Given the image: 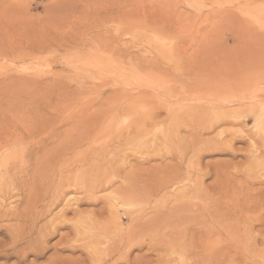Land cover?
Instances as JSON below:
<instances>
[{
  "label": "rangeland",
  "instance_id": "obj_1",
  "mask_svg": "<svg viewBox=\"0 0 264 264\" xmlns=\"http://www.w3.org/2000/svg\"><path fill=\"white\" fill-rule=\"evenodd\" d=\"M261 112L264 0H0V264H264ZM45 145L88 174L14 246Z\"/></svg>",
  "mask_w": 264,
  "mask_h": 264
},
{
  "label": "bare ground",
  "instance_id": "obj_2",
  "mask_svg": "<svg viewBox=\"0 0 264 264\" xmlns=\"http://www.w3.org/2000/svg\"><path fill=\"white\" fill-rule=\"evenodd\" d=\"M238 79V78H237ZM249 79V78H248ZM247 79V80H248ZM239 80H241V79H239ZM238 80V81H239ZM244 80H245V78H244ZM244 80H243V83H244ZM251 81V80H250ZM237 82V81H236ZM236 85H237V83H235ZM250 84H252V82L250 83ZM249 83H248V81H247V84H246V87L248 86L249 87V85H250ZM239 86H241V85H239ZM251 86V85H250ZM237 87V86H236ZM239 88V87H238ZM241 88V87H240ZM244 89V88H243ZM234 90V89H233ZM232 90V91H233ZM249 90V89H248ZM247 91V90H246ZM233 92H235V91H233ZM238 92V91H237ZM231 96V95H230ZM232 96H235V94L234 95H232ZM238 96V95H237ZM225 97H227V96H225ZM235 97H233V99H234ZM247 98V97H246ZM236 99V98H235ZM226 100V99H225ZM244 100V99H243ZM263 100V99H262ZM224 101V100H223ZM227 101V100H226ZM230 101H232V100H230ZM235 101H241V99L240 98H238L237 97V99L235 100ZM233 102V101H232ZM231 102V103H232ZM243 102H245V101H243ZM227 103V102H226ZM234 103H236V102H234ZM239 103V102H238ZM178 104V107L180 106V104L179 103H177ZM177 104H175L174 106H176ZM233 104V103H232ZM237 104V103H236ZM241 104V103H240ZM257 105L258 106H261L262 104H255V106H256V108H257ZM183 106V105H182ZM211 106V105H210ZM212 106H214V105H212ZM220 106V105H219ZM222 106V105H221ZM177 107V106H176ZM215 107V106H214ZM225 107V106H224ZM248 107V106H247ZM172 108H174V107H172ZM249 108V107H248ZM175 109V108H174ZM251 109V111L252 110H254V109H252V108H250ZM258 110V109H257ZM226 111V110H225ZM243 111V110H242ZM251 111L249 110V112L251 113ZM262 111H263V109H262ZM219 112V111H218ZM239 112H241V111H239ZM242 113V112H241ZM241 113H239V114H241ZM255 113V112H254ZM226 114V113H225ZM231 114H232V112H231ZM263 113L261 112V113H257V116H259V117H261V115H262ZM210 115V114H209ZM221 115V114H220ZM228 115V114H227ZM226 115V118L224 117V121H222V122H226L225 120L227 119V116ZM233 115V114H232ZM250 115V114H249ZM248 115V116H249ZM215 116V115H214ZM223 116V115H222ZM225 116V115H224ZM174 117V116H173ZM235 117V116H234ZM258 117V118H259ZM262 117H263V115H262ZM211 118H213L212 116H211ZM215 118V117H214ZM214 118H213V120H214ZM216 118H218V116L216 117ZM228 118H230V117H228ZM233 118V117H232ZM249 118V117H248ZM255 118H256V116H255ZM257 118V119H258ZM203 119H205V118H203ZM251 119V118H250ZM263 119H264V117H263ZM199 120V119H198ZM219 119H215L214 121H218ZM230 120H231V118H230ZM260 120V119H259ZM209 121H210V119H209ZM213 121V122H214ZM243 121V120H242ZM264 121V120H263ZM211 122H212V119H211ZM219 122H221L220 120L217 122V123H219ZM230 122V121H229ZM229 122H227V123H229ZM236 122V121H235ZM243 122H245V120L243 121ZM255 122V121H254ZM257 122V121H256ZM256 122H255V124L254 125H256ZM216 123V122H215ZM214 123V124H215ZM226 123V124H227ZM257 123H259V122H257ZM220 124V123H219ZM223 124V123H222ZM237 124V123H236ZM244 124V123H243ZM264 124V123H263ZM263 124L260 122L259 123V125L260 126H263ZM198 125V124H197ZM217 125L218 124H216V126L215 127H217ZM258 125V124H257ZM259 125H258V127H259ZM195 126V125H194ZM199 126V125H198ZM200 126H201V124H200ZM205 126V125H204ZM212 126V125H211ZM219 126V125H218ZM206 127V126H205ZM209 127V126H208ZM129 128H131V127H129ZM201 128H202V126H201ZM201 128H200V130H201ZM212 128V127H211ZM261 128V127H260ZM190 129H192V128H190ZM198 129V128H197ZM196 129V130H197ZM204 129V128H203ZM210 129V128H209ZM211 130V129H210ZM259 130V129H258ZM262 130H263V128H262ZM136 131V130H135ZM140 131H141V127H140ZM205 131V130H204ZM203 131V132H204ZM209 131V130H208ZM212 131V130H211ZM222 131V130H221ZM260 132H261V130H259ZM130 132H131V130L129 131V133L128 134H130ZM197 132V131H196ZM1 133V132H0ZM4 133V132H3ZM125 133V132H124ZM201 133V132H200ZM199 133V134H200ZM222 133V132H221ZM220 133V134H221ZM225 133V132H224ZM259 133V132H258ZM257 133V136H254V137H260V134H258ZM264 133V132H263ZM7 134V133H6ZM18 134V133H17ZM128 134H127V137H128ZM132 134V133H131ZM197 134V133H196ZM199 134H197V135H199ZM203 134H205V133H203ZM19 135V134H18ZM141 135V134H140ZM222 135V134H221ZM224 135V134H223ZM6 136V135H5ZM4 136V137H5ZM200 136H201V134H200ZM199 136V137H200ZM10 137V136H9ZM20 137V136H19ZM127 137H126V139H127ZM259 137H258V139L257 140H261V138L259 139ZM124 138V137H123ZM7 139V138H6ZM21 139V138H20ZM130 139V138H129ZM128 139V140H129ZM133 139V138H132ZM172 139V138H171ZM200 139V138H199ZM198 139V140H199ZM23 140V139H22ZM47 140V139H46ZM198 140H196L197 142H198ZM16 141V140H15ZM21 141V140H20ZM126 141V140H125ZM202 141V140H201ZM7 142H9V141H7ZM128 142V141H127ZM255 142V141H254ZM141 143H143V142H141ZM199 143V142H198ZM197 143V144H198ZM205 144H207V143H205ZM47 145V144H46ZM45 145V147L43 148L42 146L41 147H38L37 148V151H36V153L33 151V149L32 148H23V149H20L19 151H17V152H11L10 153V156L13 158V159H17V158H19V157H25L27 154H38L39 153V150L41 149H43V152L45 153V155L43 156V158H44V161L42 160V163H40L39 165H37L36 166V163L35 164H33V166L35 167L34 168V170L31 172V174L28 176V178H27V185L28 186H31L30 188H31V191H32V194L30 195V196H27L26 197V199H28V204H27V206H28V209H29V207H31V209L29 210V211H25V214L23 215V214H21V215H19L20 216V218L23 220V221H25L24 219H26L27 221L28 220H30V218H32V215H33V221H32V224L30 225V227H28V228H26L25 229V231H24V236L22 237V235H21V232H20V234L18 235V236H16L15 238L17 239V240H15V241H13L14 242V246H18L19 245V242L20 241H22V240H25L26 238H24L25 236H27V235H29L30 234V236H31V232L35 229V222L37 221V219H38V217H40V216H42V214L44 213V212H46L48 209H50V208H52V207H54L56 204H57V201L59 200V198H60V196H61V194H62V190L64 189V187L65 186H70V184L71 183H75V178H77V177H79V179H78V181H79V183L80 182H82L83 180H84V178H85V175H87L88 174V171L86 170V167H84L82 170H81V172L79 173V174H74L73 173V170L70 168V162H69V158H65L67 155H68V153L71 151V147L72 146H63V147H48V146H46ZM5 146V145H4ZM1 147V146H0ZM30 147V146H29ZM34 147V146H33ZM192 147V146H191ZM264 147V146H263ZM252 148H256V149H259L260 148V146H259V148L256 146V145H254V146H252ZM186 149V148H185ZM193 149H194V147H193ZM264 149V148H263ZM10 150V149H9ZM8 150V151H9ZM36 150V149H35ZM185 151V150H184ZM260 150H258L257 151V153L259 152ZM180 152H182V151H180ZM254 152V151H253ZM263 152H264V150H263ZM40 153H41V151H40ZM256 153V154H257ZM185 154V153H184ZM255 154V155H256ZM263 154V153H262ZM42 155V154H41ZM174 155V154H173ZM175 155H176V152H175ZM176 156H178V153H177V155ZM182 155L180 154V159L182 158L181 157ZM254 156V155H253ZM253 156H251L252 158H253ZM258 156V155H257ZM38 157H40V156H38ZM35 158V157H34ZM163 158V157H162ZM174 158V157H173ZM263 158V157H262ZM40 159V158H39ZM183 160V159H182ZM182 160H179V161H181L182 162ZM255 160V159H254ZM14 162H15V160H14ZM30 162V161H29ZM80 162H81V164H82V166L83 165H85L86 164V156L84 155V154H81V157H80ZM180 162V163H181ZM11 165H14V164H11ZM7 165H4L3 166V168H2V166H0V177L2 178V177H4L7 173H8V168L6 167ZM17 166V165H16ZM32 165H30V167H31ZM81 166V165H80ZM88 167V166H87ZM109 167V166H108ZM16 168V167H15ZM89 168V167H88ZM133 168H135L134 166H133ZM106 169V168H105ZM108 169V168H107ZM106 169V170H107ZM139 169V168H138ZM149 169V168H148ZM148 169H145L147 172L148 171H151V170H148ZM151 169V168H150ZM165 169V168H164ZM172 169H174V167L172 168ZM79 170H80V168H79ZM109 171H110V169H108ZM107 170V171H108ZM143 170V169H142ZM144 170V171H145ZM167 170V168L163 171V172H165ZM175 170V169H174ZM173 170V171H174ZM177 170V169H176ZM175 170V171H176ZM178 170H179V168H178ZM10 171V170H9ZM119 171V170H118ZM143 171V172H144ZM146 171H145V173H146ZM172 171V172H173ZM188 171V170H187ZM87 172V173H86ZM122 172V171H121ZM136 172V171H135ZM134 172V173H135ZM153 172V171H152ZM151 172V173H152ZM189 172H191V171H189ZM15 173V172H14ZM112 173H114V172H112ZM119 173H120V171H119ZM130 173V172H129ZM149 173V172H148ZM157 173V172H156ZM155 173V174H156ZM159 173V172H158ZM157 173V174H158ZM171 173V172H170ZM136 174V173H135ZM138 174V173H137ZM137 174H136V176H137ZM157 174H156V176H155V178L154 179H156V178H159V177H161V175L160 176H157ZM186 174H189V173H186ZM125 175V174H124ZM146 175V174H145ZM145 175H144V177H145ZM168 175V174H167ZM17 176V175H16ZM107 176H109V174L107 175ZM110 176H112V174H110ZM114 176H115V174H114ZM116 176H118V175H116ZM121 176V175H120ZM140 176V175H139ZM138 176V177H139ZM143 176V175H142ZM150 176V175H149ZM148 176V177H149ZM131 177V176H130ZM141 177V176H140ZM139 177V178H140ZM152 177H154V176H152ZM114 178V177H113ZM147 178V177H146ZM161 178H163L164 179V177H161ZM112 179V178H111ZM144 179V178H143ZM143 179H141V180H143ZM160 179V178H159ZM159 179H158V181H159ZM13 180V179H12ZM107 178H106V183H107ZM127 180V179H126ZM148 180H149V178H148ZM157 180V179H156ZM145 181H147L146 179H145ZM150 181H152V179L150 178ZM149 181V182H150ZM161 181H162V179H161ZM163 181H166V180H163ZM18 182V181H17ZM144 182V181H143ZM154 182V181H153ZM168 182V181H167ZM166 182V183H167ZM83 183V182H82ZM160 183V182H159ZM172 183V182H171ZM170 183V184H171ZM101 184V183H100ZM99 184V185H100ZM111 184V183H110ZM144 184V183H143ZM148 184V183H147ZM146 184V185H147ZM155 184H157L158 185V182L156 181V183ZM154 183H153V185L152 184H148V192H150L151 190H150V187H149V185H152V186H154L155 185ZM161 184V183H160ZM165 184V183H164ZM168 184V183H167ZM163 185V184H161L160 185V189H158L159 191L161 190V188L163 187V190L165 189L164 188V186L165 187H167L168 185ZM82 185V184H81ZM107 185V184H106ZM108 185H109V183H108ZM145 185V186H146ZM173 185V184H172ZM199 185V184H198ZM151 186V187H152ZM183 186V185H182ZM4 187V186H3ZM7 187V186H6ZM134 187L135 186H133V190H134ZM142 187V186H141ZM155 188L157 187V186H154ZM153 187V188H154ZM82 188H85V187H82ZM100 188V187H99ZM104 188V187H103ZM135 188H137V187H135ZM158 188H159V186H158ZM9 189V188H8ZM85 189H89L88 187H86ZM127 189V188H126ZM125 189V190H126ZM130 189H132V188H129V189H127L128 190V192L127 193H129V191H130ZM140 189H142V188H140ZM145 189H146V187H145ZM28 190V189H27ZM124 190V191H125ZM126 190V191H127ZM133 190L132 191H130L131 193L133 192ZM138 190V189H137ZM137 190H135L134 191V193L137 191ZM157 190V191H158ZM166 190V189H165ZM84 191V190H83ZM85 191H87V190H85ZM145 192H146V190H144ZM156 191V190H155ZM5 192V191H4ZM141 192V191H140ZM147 192V193H148ZM152 192V191H151ZM9 193V192H8ZM85 194H86V192H84ZM137 193V192H136ZM142 193H144V192H141V194ZM154 193V192H153ZM153 193H151L152 194V196H153ZM157 193V192H156ZM84 194V195H85ZM126 193H124V195H125ZM137 194H140L139 192L137 193ZM149 195H150V193H148ZM148 194H144V196H146V195H148ZM4 195H5V193H4ZM83 195V196H84ZM148 195V196H149ZM154 195H156V194H154ZM129 196H131V195H129ZM151 196V195H150ZM63 197V196H62ZM127 198V197H126ZM151 198V197H150ZM22 200V199H21ZM156 200V199H155ZM154 200V201H155ZM188 201V200H187ZM21 202V201H20ZM25 202V201H24ZM27 202V201H26ZM165 202V201H164ZM155 203V202H154ZM153 203V204H154ZM155 205V204H154ZM172 206V205H171ZM25 207V206H24ZM11 211V210H10ZM63 211V210H62ZM183 211V210H182ZM181 211V212H182ZM192 211V210H191ZM2 212V211H1ZM143 212V211H142ZM200 214V213H199ZM158 215H160V214H158ZM130 216V215H129ZM162 216V215H161ZM160 216V217H161ZM1 217H2V215H1ZM14 217H15V213H14ZM157 218L156 216L154 217L155 219L157 218L158 219V221H159V219H160V221H161V218ZM164 217V216H163ZM132 218V217H131ZM133 218H135V217H133ZM132 218V219H133ZM165 218V217H164ZM150 219V223H151V218H149ZM153 219V218H152ZM180 219V218H179ZM141 220V219H140ZM154 220V219H153ZM153 220H152V224H155V221H154V223H153ZM138 221V220H137ZM158 221H156V222H158ZM146 222V221H145ZM148 222V221H147ZM146 222V223H147ZM164 222H165V219H164ZM184 222V221H183ZM190 222V221H189ZM134 223V222H133ZM138 223V222H137ZM142 223V222H141ZM149 223V225H152V224H150ZM170 223H172V222H170ZM202 223V222H201ZM143 224V223H142ZM141 224V225H142ZM160 224V223H159ZM159 224H157V225H159ZM166 224H167V221H166ZM166 224H164V225H166ZM145 225V224H144ZM148 225V226H149ZM163 224H161L160 226H162V228H167L166 226L165 227H163L164 226ZM177 225V224H176ZM23 226V225H22ZM154 226V225H153ZM178 226V225H177ZM18 227V226H17ZM144 227V226H143ZM156 227H158V226H156ZM155 227V228H156ZM150 228H151V226H150ZM184 228V227H183ZM147 229V231H144L143 233L145 234V232H148V227H147V225H146V227H145V230ZM152 229V228H151ZM161 229V228H160ZM190 229H191V227H190ZM193 229V228H192ZM192 229H191V231H192ZM195 229V228H194ZM201 229V228H200ZM20 230V229H19ZM36 230V229H35ZM40 230V229H39ZM153 230V229H152ZM184 230L185 229H182L181 228V232L183 231L184 232ZM196 230H197V228H196ZM202 230V229H201ZM179 231V229L177 230V232ZM179 231V232H180ZM189 231V227H188V229H187V232ZM200 231V230H199ZM226 231V230H225ZM40 232V231H39ZM212 232V231H211ZM245 232V231H244ZM13 233H14V231H13ZM124 233V232H123ZM139 233V232H138ZM168 233V232H167ZM174 233V232H173ZM172 233V234H173ZM213 234H214V232H212ZM229 233V232H228ZM10 234V233H9ZM33 234V233H32ZM135 233H133V235H134ZM141 234V233H140ZM141 235V237H143L144 236V238H145V235L146 236H148V234H149V232L148 233H146L145 235ZM150 234H152L151 233V231H150ZM155 234H157L158 235V232H156ZM160 234V233H159ZM183 234V233H182ZM187 233H186V231H185V234H184V237H185V239H187L186 238V235ZM189 234L191 235V234H193V233H190L189 232ZM165 235H166V233H165ZM164 235V236H165ZM176 235V234H175ZM177 235H179L178 233H177ZM196 235V234H195ZM200 235V234H199ZM203 235V234H202ZM202 235H200V236H202ZM208 235V234H207ZM212 235V234H211ZM245 235V234H244ZM127 236V235H126ZM137 236V235H136ZM139 236V235H138ZM155 236V235H154ZM163 236V235H162ZM162 236H160L159 235V237L160 238H158V239H161V237ZM173 236V235H172ZM172 236H171V238H172ZM180 236V235H179ZM179 236H178V238H179ZM182 236V235H181ZM194 236V235H193ZM251 236V235H250ZM149 237V236H148ZM166 237V236H165ZM175 237H177V236H175ZM175 237H173V238H175ZM191 237V236H190ZM20 238H22V239H20ZM140 238V237H139ZM153 238V239H152ZM152 238L150 237V239H152V241L154 240V237H153V234H152ZM163 238V237H162ZM183 238V237H182ZM195 238V237H194ZM202 238H204V237H202ZM28 239V238H27ZM26 239V240H27ZM155 239H157L156 237H155ZM198 240H199V238H197ZM201 239V238H200ZM205 239V238H204ZM209 239V238H208ZM31 240V239H30ZM173 240V239H172ZM183 240V239H182ZM190 240V239H189ZM130 241H131V239H130ZM134 241V240H133ZM132 241V242H133ZM154 241H157V240H154ZM153 241V242H154ZM185 241H187V240H185ZM190 241H193L192 240V238H191V240ZM199 241H201V242H203V240L201 239V240H199ZM31 242V241H30ZM167 242H168V239H167ZM183 242V241H182ZM196 242H198V241H196ZM25 243H26V241H25ZM123 243V242H122ZM128 243H129V241H128ZM156 243H158V242H156ZM171 243V242H170ZM184 243V242H183ZM193 243H195V242H193ZM199 243V242H198ZM197 243V244H198ZM22 244V243H21ZM27 244V243H26ZM131 244V243H130ZM133 244V243H132ZM131 244V245H132ZM158 244H160V242L158 243ZM185 244H187V242L185 243ZM184 244V245H185ZM200 245V247L201 246H203L201 243H199ZM205 244V243H204ZM28 245H29V243H28ZM31 245V244H30ZM152 245V244H151ZM155 244H153V246H154ZM157 245V244H156ZM168 245V244H167ZM148 246V245H147ZM169 246V245H168ZM167 246V247H168ZM183 246V245H182ZM205 246V245H204ZM127 247H129V246H127ZM187 247V246H186ZM193 247V246H192ZM199 247V248H200ZM247 247V246H246ZM133 248V247H132ZM182 248V247H181ZM180 248V249H181ZM202 248V247H201ZM200 248V249H201ZM209 248H211V247H209ZM15 249V248H14ZM189 249H190V247H189ZM194 248H192L191 249V251L193 250ZM211 249H213V248H211ZM211 249H210V251H211ZM131 250V249H130ZM172 250V249H171ZM198 250V249H197ZM153 251V250H152ZM181 251H183V249H181ZM200 251V250H199ZM209 251V252H210ZM215 251V250H214ZM115 252V251H114ZM117 252V251H116ZM112 254H113V252H111ZM171 253V252H170ZM173 253H174V251H173ZM196 253H199V252H196ZM212 253H213V250H212ZM217 253V252H216ZM186 254V253H185ZM191 254V253H190ZM192 254H194L193 256H195L196 254L195 253H192ZM207 254H210V253H207ZM206 254V255H207ZM118 255V254H117ZM170 255V254H169ZM181 255H183L182 254V252H181ZM199 256V255H198ZM215 255H212V258L214 257ZM210 257V256H209ZM208 257V258H209ZM179 258L181 259V257L179 256ZM191 258V257H190ZM197 258H200V257H197ZM120 259V258H119ZM172 259V258H171ZM180 259H179V262H181L180 261ZM194 259V258H193ZM192 259V260H193ZM222 259H223V257H222ZM189 260V259H188ZM195 260H196V258H195ZM210 260V259H209ZM213 260H214V258H213ZM191 261V260H190ZM194 261V260H193ZM115 262V261H114ZM194 262H197V261H194ZM211 262V261H210ZM198 263V262H197ZM196 263V264H197ZM221 263V262H220ZM168 264V263H167ZM176 264H177V262H176ZM181 264V263H180ZM191 264H192V262H191ZM211 264H213V262L211 263Z\"/></svg>",
  "mask_w": 264,
  "mask_h": 264
}]
</instances>
